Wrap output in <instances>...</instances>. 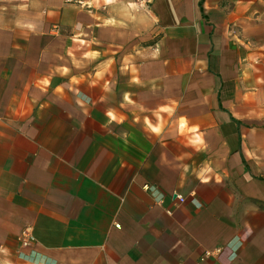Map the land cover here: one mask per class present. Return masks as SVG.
<instances>
[{"label":"crops","instance_id":"1","mask_svg":"<svg viewBox=\"0 0 264 264\" xmlns=\"http://www.w3.org/2000/svg\"><path fill=\"white\" fill-rule=\"evenodd\" d=\"M0 264H264V0H0Z\"/></svg>","mask_w":264,"mask_h":264},{"label":"built area","instance_id":"2","mask_svg":"<svg viewBox=\"0 0 264 264\" xmlns=\"http://www.w3.org/2000/svg\"><path fill=\"white\" fill-rule=\"evenodd\" d=\"M174 198L177 199L180 203H182L184 201V198L179 196L177 193L174 194ZM34 241H35V239H34V236L32 234V231L29 228L24 229L20 235V245L22 247H28V246L32 245L34 243Z\"/></svg>","mask_w":264,"mask_h":264},{"label":"clouds","instance_id":"3","mask_svg":"<svg viewBox=\"0 0 264 264\" xmlns=\"http://www.w3.org/2000/svg\"><path fill=\"white\" fill-rule=\"evenodd\" d=\"M183 123H184L183 120H181V124H182V125H183ZM192 131H195V128L192 129ZM205 171L210 172L211 169H210V168H206ZM201 175H203V173H202ZM201 182H202V183H207V182H208V178H204V179H202Z\"/></svg>","mask_w":264,"mask_h":264}]
</instances>
